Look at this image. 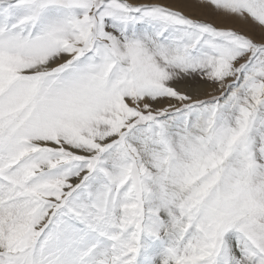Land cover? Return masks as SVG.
<instances>
[{
    "label": "snow or ice",
    "instance_id": "snow-or-ice-1",
    "mask_svg": "<svg viewBox=\"0 0 264 264\" xmlns=\"http://www.w3.org/2000/svg\"><path fill=\"white\" fill-rule=\"evenodd\" d=\"M0 264H264V0H0Z\"/></svg>",
    "mask_w": 264,
    "mask_h": 264
}]
</instances>
